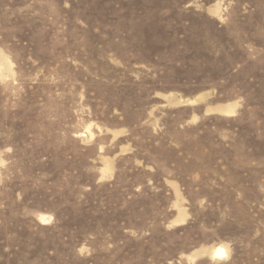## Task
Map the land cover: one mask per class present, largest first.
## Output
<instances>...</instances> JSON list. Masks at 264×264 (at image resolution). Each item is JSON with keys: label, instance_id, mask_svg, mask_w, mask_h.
Returning <instances> with one entry per match:
<instances>
[{"label": "rangeland", "instance_id": "obj_1", "mask_svg": "<svg viewBox=\"0 0 264 264\" xmlns=\"http://www.w3.org/2000/svg\"><path fill=\"white\" fill-rule=\"evenodd\" d=\"M0 56V264H264V0H0Z\"/></svg>", "mask_w": 264, "mask_h": 264}, {"label": "bare ground", "instance_id": "obj_2", "mask_svg": "<svg viewBox=\"0 0 264 264\" xmlns=\"http://www.w3.org/2000/svg\"><path fill=\"white\" fill-rule=\"evenodd\" d=\"M1 57V56H0ZM2 58H0V60H1ZM3 67H4V65H3ZM3 70V69H2ZM190 104H194V103H196L194 100H189L188 101ZM233 106L232 105H228L227 107H226V109L225 110H223V112L225 113V114H231L232 112H233ZM221 112H222V110H221ZM212 256L216 259V260H222V259H224L225 257H227L228 256V249L225 247V246H223V245H219V246H216L213 250H212Z\"/></svg>", "mask_w": 264, "mask_h": 264}, {"label": "water", "instance_id": "obj_3", "mask_svg": "<svg viewBox=\"0 0 264 264\" xmlns=\"http://www.w3.org/2000/svg\"><path fill=\"white\" fill-rule=\"evenodd\" d=\"M194 101H195V102H197V101H198V99H194Z\"/></svg>", "mask_w": 264, "mask_h": 264}]
</instances>
